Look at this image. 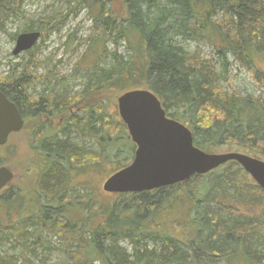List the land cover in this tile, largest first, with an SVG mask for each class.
Listing matches in <instances>:
<instances>
[{
    "label": "trees",
    "instance_id": "trees-1",
    "mask_svg": "<svg viewBox=\"0 0 264 264\" xmlns=\"http://www.w3.org/2000/svg\"><path fill=\"white\" fill-rule=\"evenodd\" d=\"M8 11L1 3L0 19ZM90 12L98 25V69L91 63L84 92L120 95L147 89L167 117L191 131L195 147L218 153L235 146L236 152L264 160V99L218 86L230 74L228 54L247 70L255 69L254 81L264 78L255 65L264 60V0H98ZM199 37L214 46L219 70L185 50L186 41ZM109 40L124 43V53L114 49L106 57ZM23 71L13 70L0 81V90L16 106L29 96L31 82ZM98 107L97 115L89 110L86 119L66 125L65 141L44 142L37 182L42 205L25 192L1 194L0 201L8 198L3 208L0 204V248L13 239L22 257L49 249L44 232L77 242L87 264H264V192L235 162L171 186L116 194L113 201L96 197L95 191L87 199L78 192L72 197L68 189L80 174H99L97 168L114 158L113 174L133 157L126 126L104 104ZM113 129L117 136L110 138ZM84 138L106 155L73 142ZM120 145L130 146L126 159L117 161ZM93 154L99 158L73 167L75 160ZM15 208L22 214L12 219ZM122 240L132 245L130 253ZM0 264L16 261L0 255Z\"/></svg>",
    "mask_w": 264,
    "mask_h": 264
},
{
    "label": "rangeland",
    "instance_id": "rangeland-1",
    "mask_svg": "<svg viewBox=\"0 0 264 264\" xmlns=\"http://www.w3.org/2000/svg\"><path fill=\"white\" fill-rule=\"evenodd\" d=\"M0 2L9 9L7 15H3L7 17L0 19V81L7 79L13 70L16 72L24 70L26 80L31 82L26 91L29 101H42L47 110L55 108L52 113L45 111L42 114H24L26 123L23 132L9 136L7 147L4 149L7 151L2 156L1 165L6 166L13 173V179L2 195L25 192L29 194L28 197H32V195L35 197L37 205H42V200L38 196L40 189L37 182L41 177L39 170L44 154L39 150V145L37 146L38 141H41L43 137L46 138L50 130H65L66 125H73L81 119H86L89 110L97 115L98 105L104 104L107 113L114 118L119 117L117 98L121 94L114 91H105L99 94L98 91L92 93L83 91L85 75L89 73L88 68L91 67V63L95 62L94 66L98 69V59L96 58L98 43L95 44L98 38V25L93 21L90 12L91 9L96 11L98 0H0ZM27 31L40 32L36 45L27 52L16 56L12 55L17 35ZM105 48L106 57L108 52L114 49H117L119 53L125 51L124 43H119L117 46L110 40L106 43ZM185 50L197 55L199 59L209 60L215 69L219 70L215 48L207 38L199 37L196 40L186 41ZM227 58L231 63L230 74L225 81H218V86L228 93L237 92L243 96H259L264 99V78L257 83L252 78L255 71L253 67L247 70L238 61H235L231 54H228ZM255 65L264 76V60H255ZM99 66H102V63ZM60 104L63 105L60 106ZM57 107H61L62 110L58 112ZM64 123L65 125H63ZM116 133V129L110 130V138H115ZM58 137L60 138L59 133ZM73 142L77 145L87 144L88 150L101 156L106 155L95 141L88 138ZM118 144L120 143L118 142ZM121 145L118 148L120 156L117 161L125 160L127 151H129L128 146L130 145L124 147ZM236 150L235 146H230L222 148L218 153L236 152ZM98 155L93 154L91 157L78 160V162L75 160L72 165L73 167L79 163L82 166L87 165L94 158H99ZM131 160H125V163L129 164ZM116 163L114 158H111L105 165L97 168V170L100 169L99 174L98 172L96 174L92 172L80 174L73 180V187L68 189V193L72 197H75L77 192L80 196L86 194L85 198L87 199V195H90L91 191H95L98 193L96 196L98 198L101 196L108 201L115 200L113 195L116 194L104 193L102 185L116 169ZM6 198L8 196L0 201L2 208L6 203ZM90 199L91 196H89ZM2 210L5 220V212L4 209ZM31 212L29 211L27 214H32ZM20 213L22 214V211L15 208L10 217L12 219L20 218L18 216ZM42 236L49 242L50 249H46V246L22 257L20 247L11 239L9 243L0 248V255L12 257L16 264H87L84 249L80 250L77 242L69 241L67 243L44 232ZM120 245L128 253L132 251V245L128 241L122 240ZM69 253H72L74 257ZM91 264H99V262L94 260Z\"/></svg>",
    "mask_w": 264,
    "mask_h": 264
},
{
    "label": "water",
    "instance_id": "water-1",
    "mask_svg": "<svg viewBox=\"0 0 264 264\" xmlns=\"http://www.w3.org/2000/svg\"><path fill=\"white\" fill-rule=\"evenodd\" d=\"M39 37V31L18 34L12 55L31 50ZM117 111L135 151L128 165L104 181L103 191L112 194L152 191L235 162L264 192V160L240 152L208 153L195 147L191 131L166 116L153 92L136 89L122 93L117 98ZM22 125L16 105L0 90V146ZM12 179L13 173L0 167V190Z\"/></svg>",
    "mask_w": 264,
    "mask_h": 264
},
{
    "label": "flooded vegetation",
    "instance_id": "flooded-vegetation-1",
    "mask_svg": "<svg viewBox=\"0 0 264 264\" xmlns=\"http://www.w3.org/2000/svg\"><path fill=\"white\" fill-rule=\"evenodd\" d=\"M18 102L19 103H18V105L16 107L19 110V113H20V115H21V117L23 119V125H22V128L18 132L12 133V134H17V133L23 132V129H24L25 123H26V118H25L24 114H27V113H34V114L35 113H41L42 114L45 111L48 112V113H52V110L55 111L54 110L55 108L47 110V107L45 106V104L42 101H39V100L35 101V102L29 101V99L27 97H25V99L20 97ZM35 105L36 106L39 105L38 108H36ZM63 125H65V123ZM64 131L65 130H60V129L56 130V131L50 130L48 132V134L46 135V138L43 137V139L41 141H38L37 146L39 145V150L41 151V149L43 148L44 142H47V141H50V140H55V141L64 140L65 141V137L62 136ZM58 133L60 135V138L58 137ZM9 136L7 138V142L3 146H0V167L4 166V165H1V159H2V156L5 155V153L7 151V150H4V149L7 147ZM1 151H2V154H1ZM4 167H6V166H4ZM7 186L4 187L2 190H0V197H1L2 192L5 189H7Z\"/></svg>",
    "mask_w": 264,
    "mask_h": 264
},
{
    "label": "bare ground",
    "instance_id": "bare-ground-1",
    "mask_svg": "<svg viewBox=\"0 0 264 264\" xmlns=\"http://www.w3.org/2000/svg\"><path fill=\"white\" fill-rule=\"evenodd\" d=\"M50 249V248H49Z\"/></svg>",
    "mask_w": 264,
    "mask_h": 264
}]
</instances>
